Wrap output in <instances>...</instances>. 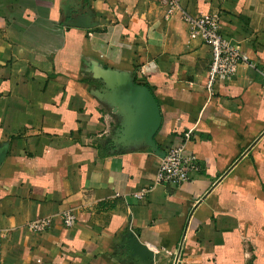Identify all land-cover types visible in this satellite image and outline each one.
Listing matches in <instances>:
<instances>
[{"label":"crops","instance_id":"obj_1","mask_svg":"<svg viewBox=\"0 0 264 264\" xmlns=\"http://www.w3.org/2000/svg\"><path fill=\"white\" fill-rule=\"evenodd\" d=\"M179 5L0 0V264H174L181 242L177 264H264V0ZM183 11L220 13L250 57L212 96ZM138 84L159 107L154 146ZM185 133L199 171L155 184ZM64 210L74 226L26 228Z\"/></svg>","mask_w":264,"mask_h":264},{"label":"built area","instance_id":"obj_2","mask_svg":"<svg viewBox=\"0 0 264 264\" xmlns=\"http://www.w3.org/2000/svg\"><path fill=\"white\" fill-rule=\"evenodd\" d=\"M161 2L166 7V17L172 16L180 9L179 0H161ZM182 17L188 25L191 38H200L211 49L212 57L207 72L206 90L212 96L220 84L234 79L239 65L250 62V57L222 34L220 13L212 12L193 16L183 11ZM189 138L190 133H185L179 144L165 149L155 184L180 186L190 181L194 173L199 171L197 155L188 152L186 148ZM146 193L147 191L136 196L143 199ZM56 217L66 227H72L77 223L75 213L72 210H64L54 216L30 220L26 223V228L34 233L45 232Z\"/></svg>","mask_w":264,"mask_h":264},{"label":"water","instance_id":"obj_3","mask_svg":"<svg viewBox=\"0 0 264 264\" xmlns=\"http://www.w3.org/2000/svg\"><path fill=\"white\" fill-rule=\"evenodd\" d=\"M130 98L132 101H135L137 103L136 114L139 121L138 127L141 131H147V138H149V141L154 146L152 137L158 129L161 121L158 104L150 89L145 85L138 84L136 86H133V92L131 93ZM158 152L162 154V157H164V152ZM181 249L182 242L178 248L174 264H177L179 261Z\"/></svg>","mask_w":264,"mask_h":264},{"label":"trees","instance_id":"obj_4","mask_svg":"<svg viewBox=\"0 0 264 264\" xmlns=\"http://www.w3.org/2000/svg\"><path fill=\"white\" fill-rule=\"evenodd\" d=\"M139 83L147 85V83H145V82H141V81H140Z\"/></svg>","mask_w":264,"mask_h":264}]
</instances>
